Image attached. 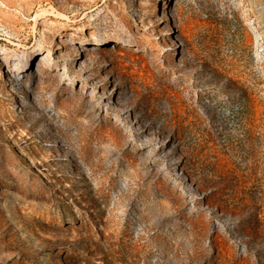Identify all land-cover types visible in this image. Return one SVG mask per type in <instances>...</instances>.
<instances>
[{
  "label": "rangeland",
  "instance_id": "1",
  "mask_svg": "<svg viewBox=\"0 0 264 264\" xmlns=\"http://www.w3.org/2000/svg\"><path fill=\"white\" fill-rule=\"evenodd\" d=\"M0 68V264H264V0H0Z\"/></svg>",
  "mask_w": 264,
  "mask_h": 264
},
{
  "label": "bare ground",
  "instance_id": "2",
  "mask_svg": "<svg viewBox=\"0 0 264 264\" xmlns=\"http://www.w3.org/2000/svg\"><path fill=\"white\" fill-rule=\"evenodd\" d=\"M167 4H169V3H167ZM157 8H159V9H157ZM155 10H158V11H160V7H158V5L156 4L155 5ZM167 19L170 21V17L168 16L167 17ZM59 36L60 37H63V33L61 32V30H59ZM173 36L174 35H172V29H171V31L169 30V32H167L166 33V35H165V38H166V40H167V42H168V45L166 46V50H167V52H168V54H173V52H176L175 53V55L177 56V57H179V54L177 53V48H176V45H175V43H174V40H173ZM94 38L92 39L96 44H101L102 42H106V41H112V40H116L117 38L119 39V40H123L122 39V37H121V35H118V34H96V35H94L93 36ZM131 44V43H130ZM44 59H48L47 57L46 58H44ZM28 61H30V59H28ZM32 67V66H31ZM17 69L19 70V71H23L24 70V68L22 67V65H18L17 66ZM31 68H29V70H30ZM28 71V70H27ZM0 73H2L3 74V72H2V68H0ZM12 84V83H11ZM10 84V85H11Z\"/></svg>",
  "mask_w": 264,
  "mask_h": 264
}]
</instances>
